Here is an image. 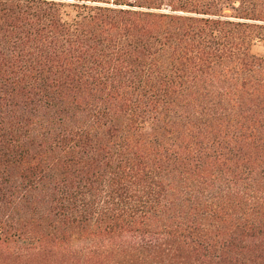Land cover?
I'll return each mask as SVG.
<instances>
[{
  "label": "trees",
  "instance_id": "16d2710c",
  "mask_svg": "<svg viewBox=\"0 0 264 264\" xmlns=\"http://www.w3.org/2000/svg\"><path fill=\"white\" fill-rule=\"evenodd\" d=\"M264 0H0V264H264Z\"/></svg>",
  "mask_w": 264,
  "mask_h": 264
},
{
  "label": "rangeland",
  "instance_id": "374dc122",
  "mask_svg": "<svg viewBox=\"0 0 264 264\" xmlns=\"http://www.w3.org/2000/svg\"><path fill=\"white\" fill-rule=\"evenodd\" d=\"M251 52L256 56H262L264 54V47L260 42H255Z\"/></svg>",
  "mask_w": 264,
  "mask_h": 264
}]
</instances>
